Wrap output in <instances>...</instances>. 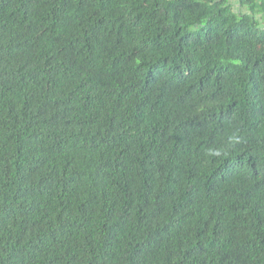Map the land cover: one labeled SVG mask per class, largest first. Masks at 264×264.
<instances>
[{
    "label": "trees",
    "instance_id": "1",
    "mask_svg": "<svg viewBox=\"0 0 264 264\" xmlns=\"http://www.w3.org/2000/svg\"><path fill=\"white\" fill-rule=\"evenodd\" d=\"M0 264H264V0H0Z\"/></svg>",
    "mask_w": 264,
    "mask_h": 264
}]
</instances>
